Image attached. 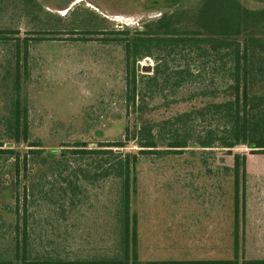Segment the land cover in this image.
<instances>
[{
    "label": "rangeland",
    "instance_id": "374dc122",
    "mask_svg": "<svg viewBox=\"0 0 264 264\" xmlns=\"http://www.w3.org/2000/svg\"><path fill=\"white\" fill-rule=\"evenodd\" d=\"M198 1L178 3L185 7ZM240 1L251 9L264 7V0ZM177 7L174 0H0V29L19 31L20 37L52 31L32 44L30 76L22 83L20 94L31 120L29 141L50 148L76 142L97 147L125 139L126 130L139 123V115L127 105L125 50L116 40L126 35L115 31L135 29ZM12 55L0 41V119L8 115L15 96L12 78L4 80ZM148 64L154 65V59L140 60L139 73ZM191 91L195 87L182 88L176 95L179 101L149 108L146 116L168 117L188 110L198 103L182 99ZM0 140L6 146L28 147L10 131L1 135V125ZM137 149L132 140L125 151ZM235 153L247 155L238 231ZM118 188L111 181L97 184L72 212L37 214L36 246L68 258L118 255ZM131 205L138 217L137 254L142 264L235 258L243 264L264 259V153L245 145L232 152L216 148L145 155Z\"/></svg>",
    "mask_w": 264,
    "mask_h": 264
},
{
    "label": "trees",
    "instance_id": "16d2710c",
    "mask_svg": "<svg viewBox=\"0 0 264 264\" xmlns=\"http://www.w3.org/2000/svg\"><path fill=\"white\" fill-rule=\"evenodd\" d=\"M174 1L178 7L157 19L135 29L115 31L126 35L116 40L125 50L127 105L138 113L139 123L126 130L125 139L97 147L76 142L48 148L29 141L31 120L20 94L22 83L30 76L32 44L45 40L52 31L38 30L20 37L19 31L0 29V41L13 51L5 64L4 80L11 77L15 91L8 115L0 119L1 135L7 130L28 143L27 148L19 149L0 140V264H142L137 254L138 217L131 204L145 155L216 148L232 152L241 145L264 153V7L251 9L240 0H199L185 7L178 3L181 0ZM146 57L155 64L143 66L139 73L138 62ZM184 87H195V91L182 99L198 103L168 117L146 116L149 108L179 101L176 95ZM132 140L138 149L125 151ZM246 159V154L234 155L236 231L245 197L242 174ZM108 181L119 187L115 215L120 253L68 258L45 247L40 251L36 246L37 214L72 212L77 203L82 205L89 198L92 186ZM143 264L240 262L235 258ZM243 264H264V259Z\"/></svg>",
    "mask_w": 264,
    "mask_h": 264
}]
</instances>
